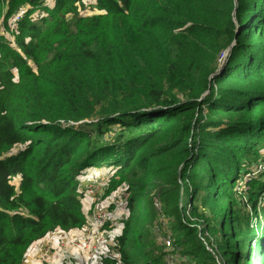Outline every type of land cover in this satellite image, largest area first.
I'll return each instance as SVG.
<instances>
[{
    "label": "trees",
    "instance_id": "obj_1",
    "mask_svg": "<svg viewBox=\"0 0 264 264\" xmlns=\"http://www.w3.org/2000/svg\"><path fill=\"white\" fill-rule=\"evenodd\" d=\"M80 4L0 0L3 25L25 11L14 47L0 32V264L83 227L90 167L125 184L103 264H165L169 216L194 264H264V0H96L70 31Z\"/></svg>",
    "mask_w": 264,
    "mask_h": 264
},
{
    "label": "built area",
    "instance_id": "obj_2",
    "mask_svg": "<svg viewBox=\"0 0 264 264\" xmlns=\"http://www.w3.org/2000/svg\"><path fill=\"white\" fill-rule=\"evenodd\" d=\"M53 0H42L44 4H50ZM89 6L96 5V0H88ZM24 6L7 20V26L10 33L7 34L1 25L0 32L7 39L10 46H15V34L17 33V23L24 18ZM36 14H34L35 18ZM260 169L264 165H260ZM82 197L90 198V208L86 222L81 228V236L69 238L66 232L58 228L52 229L45 236L38 239L35 246V254L39 256L37 264H103V260L110 254L111 248L114 249L112 258L118 260L119 255L116 252L115 239L119 236L123 223L127 217L128 211L124 206V200L120 197L112 200L111 204L115 211L110 212L107 209L109 205L105 199L107 189V176L103 173H96L93 170L83 173L80 178ZM155 208H159L158 202H154ZM120 228L118 234H115L112 240L109 239L108 228ZM154 232L159 236V241L165 249L172 248L170 234L164 231L159 223L153 227ZM76 252L78 254H75ZM48 255H52L51 261H47ZM20 264H30L27 260V254ZM167 264H176L174 260H167Z\"/></svg>",
    "mask_w": 264,
    "mask_h": 264
},
{
    "label": "rangeland",
    "instance_id": "obj_3",
    "mask_svg": "<svg viewBox=\"0 0 264 264\" xmlns=\"http://www.w3.org/2000/svg\"><path fill=\"white\" fill-rule=\"evenodd\" d=\"M86 2L88 3V0H81V4L79 6H77V11L75 13H72V14L67 16L66 20H67V24L70 25L68 27L70 31L74 30V24L79 18H88L89 19V18L98 16L99 13L97 12L96 6L95 5L89 6L88 4H86ZM1 26L6 31L7 34L10 33V29L6 24L1 25ZM16 77H17V74L14 73V79H16ZM261 166H262V164H261ZM91 170H93V167L87 168L85 170V172H88ZM111 173H112V170L109 171V174H111ZM245 173L242 175L241 180H242V178L244 179L246 177ZM107 178H108V176H107ZM107 181H108V179H107ZM240 184H241V182H240ZM124 186H125V184H120L115 189L111 190L109 187V184H107V189L105 192V199L109 200V202H110L109 205L107 206V209L110 212L115 211L114 206L111 204L112 200H114L117 197H120L122 199V193L124 192ZM79 191H81V187H79ZM243 199L246 200V193H244L241 200H243ZM246 202H247V200H246ZM246 202L243 201L241 204L246 205L245 204ZM245 210H249V207L247 206L245 208ZM174 219L175 218L173 216L159 217L156 223H159V225L161 226V228L164 231H167L169 234H173L172 228H173V224L175 222ZM154 225H152L149 228V230H150L149 238L153 242V244L156 245L158 251L164 254L165 264H167L166 263L167 260H174V263H176V264H194L193 260L191 261L188 258V256L183 255L181 253V248H177L176 245L173 244V242H174L173 235H170V240H171L170 245L172 244L173 249L172 248L165 249L159 241V236L153 230ZM217 264H221L220 258H218Z\"/></svg>",
    "mask_w": 264,
    "mask_h": 264
},
{
    "label": "crops",
    "instance_id": "obj_4",
    "mask_svg": "<svg viewBox=\"0 0 264 264\" xmlns=\"http://www.w3.org/2000/svg\"><path fill=\"white\" fill-rule=\"evenodd\" d=\"M105 169V168H104ZM108 169H105V170H102L101 168L100 169H96V168H93V171L96 172V173H107ZM92 171V170H91ZM18 181H19V178L18 177H15L13 182L17 185L18 184ZM79 184H80V178H79ZM81 187V186H80ZM107 200V199H106ZM108 203H109V200H107ZM81 208H82V212L84 214V217H85V221H86V218L88 214V210L90 208V198L88 197H82L81 198ZM120 228H116V227H112V228H108V233H109V239L112 240V238L114 237L115 234H118V230ZM66 232V236L69 237V238H77V237H80L81 236V228H76V229H71V230H68V231H65ZM38 241V240H37ZM37 241L33 242L31 245L28 246V248L26 249V254H27V260L30 264H37L38 260L40 259L38 255L35 254V246L37 244ZM116 241V239H115ZM114 252V249L111 248V251H110V254L108 256H106L104 259L106 258H112V254ZM75 254H78L76 252H73ZM53 258L52 255H48L46 258L47 261H51ZM113 259V258H112ZM75 264H79V263H76Z\"/></svg>",
    "mask_w": 264,
    "mask_h": 264
},
{
    "label": "water",
    "instance_id": "obj_5",
    "mask_svg": "<svg viewBox=\"0 0 264 264\" xmlns=\"http://www.w3.org/2000/svg\"><path fill=\"white\" fill-rule=\"evenodd\" d=\"M231 46L229 48H227V50L225 52H223V54H221V56L219 57V60H218V65L220 67V65L224 62L225 58H226V55L228 54L229 50H230Z\"/></svg>",
    "mask_w": 264,
    "mask_h": 264
},
{
    "label": "bare ground",
    "instance_id": "obj_6",
    "mask_svg": "<svg viewBox=\"0 0 264 264\" xmlns=\"http://www.w3.org/2000/svg\"><path fill=\"white\" fill-rule=\"evenodd\" d=\"M86 214H88V213H86ZM87 216V215H86Z\"/></svg>",
    "mask_w": 264,
    "mask_h": 264
}]
</instances>
